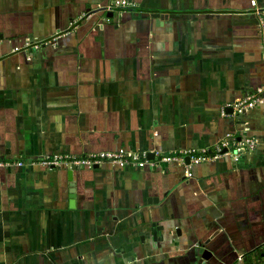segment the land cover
<instances>
[{
	"label": "crops",
	"instance_id": "0c3cea01",
	"mask_svg": "<svg viewBox=\"0 0 264 264\" xmlns=\"http://www.w3.org/2000/svg\"><path fill=\"white\" fill-rule=\"evenodd\" d=\"M254 1L131 0L107 12V0H0V158L25 161L0 167V264H236L264 249V103L220 114L264 85V0ZM226 134L257 142L189 176L178 162H38L212 154Z\"/></svg>",
	"mask_w": 264,
	"mask_h": 264
},
{
	"label": "built area",
	"instance_id": "2783aa9c",
	"mask_svg": "<svg viewBox=\"0 0 264 264\" xmlns=\"http://www.w3.org/2000/svg\"><path fill=\"white\" fill-rule=\"evenodd\" d=\"M255 4L254 0H251ZM134 7L131 0H107L106 4L102 7L107 12L112 11H131ZM55 37L45 41L50 43ZM39 43L32 44L29 41L23 43V48L29 47L38 48ZM20 49L15 47L14 50ZM264 103V85L257 87L243 96L235 99L230 103L224 104L220 109V114L225 115L230 111L231 115L242 116L249 112L251 109ZM257 140L254 137H236L234 134H226L222 136L214 147L213 153L210 154L207 150L195 147L184 149H177L168 153H161L159 151H152V158L149 156L147 150L141 152L136 151H98L89 153L87 155H70L61 154L58 152L47 154L39 159V163L48 168L60 167L61 165L80 166V167H94L105 161L112 162L118 167L124 166H137V167H150L157 168L161 164L178 162L184 165V172L189 176V169L191 165L201 163L212 156L224 153L231 154L234 159H237L242 153L247 150L253 149ZM188 162H185V158ZM25 161L22 159H5L0 158V167L10 166H23ZM236 264H245V259L242 255L238 257ZM260 264H264V261Z\"/></svg>",
	"mask_w": 264,
	"mask_h": 264
},
{
	"label": "trees",
	"instance_id": "16d2710c",
	"mask_svg": "<svg viewBox=\"0 0 264 264\" xmlns=\"http://www.w3.org/2000/svg\"><path fill=\"white\" fill-rule=\"evenodd\" d=\"M264 261V249L262 251H252L247 258H245V264H260Z\"/></svg>",
	"mask_w": 264,
	"mask_h": 264
},
{
	"label": "water",
	"instance_id": "95a60500",
	"mask_svg": "<svg viewBox=\"0 0 264 264\" xmlns=\"http://www.w3.org/2000/svg\"><path fill=\"white\" fill-rule=\"evenodd\" d=\"M153 16H155V17H158L159 15L158 14H154ZM150 156H152V154L150 153ZM186 162H188V158L186 157ZM96 166V165H95ZM206 249L203 251V254H201V258H200V261L202 262L203 260H207V253H206Z\"/></svg>",
	"mask_w": 264,
	"mask_h": 264
}]
</instances>
